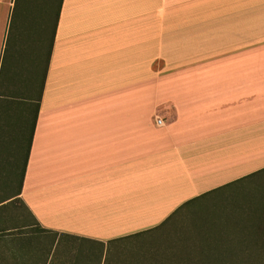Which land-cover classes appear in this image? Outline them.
I'll list each match as a JSON object with an SVG mask.
<instances>
[{
    "label": "crops",
    "instance_id": "1",
    "mask_svg": "<svg viewBox=\"0 0 264 264\" xmlns=\"http://www.w3.org/2000/svg\"><path fill=\"white\" fill-rule=\"evenodd\" d=\"M47 9L0 0L1 94L40 89L49 54L28 156L24 96L0 112V202L28 209L0 212V264H50L47 236L156 228L264 172V0H62L52 45Z\"/></svg>",
    "mask_w": 264,
    "mask_h": 264
},
{
    "label": "rangeland",
    "instance_id": "2",
    "mask_svg": "<svg viewBox=\"0 0 264 264\" xmlns=\"http://www.w3.org/2000/svg\"><path fill=\"white\" fill-rule=\"evenodd\" d=\"M55 11L56 9L53 10V12ZM46 12H49L48 9ZM49 14L50 15H47L48 20L46 23L47 38H49V35L50 37L52 36L54 22L53 13L49 12ZM40 74L41 69H37L34 72L36 77H41ZM29 85L31 86V90H33L31 94L34 97V101H36L40 82L36 79L33 81L30 80ZM24 104L29 106L28 119L25 122V124H27L26 131L24 133L27 142L30 136V127L34 119L35 103ZM252 156L250 151L229 155V157L234 160L233 163L235 165L239 164L240 161H249ZM262 199H264V172L196 200L186 210L184 209L177 213L169 223L159 227L154 232L149 231L147 234L145 233L136 238L123 237L125 239H119L116 242L107 244L105 248L96 243L83 240L79 241L67 238L58 239L54 236H47L45 239H47L46 241L49 242L52 247L50 257L54 262L61 261V263H70L75 261L76 264H195L194 262L197 259L195 256H197V254L194 257L183 255L181 252L182 249L186 251L187 248L189 249L194 245L191 247V249H193L190 251L195 252L203 245L202 243L212 238V234H215L213 237L217 238L212 243H220L219 245L237 244L238 239L234 240L233 237L236 235H238L239 238L245 236L243 231H241V228L243 229L244 227L242 222L240 227L235 228V221H232L229 216L219 217L215 215L223 214L227 206L239 205L238 208L242 209L234 208L233 212L236 210V212L239 211L240 213H244L245 218L243 216H240V218L246 220L249 217L247 215L252 212L251 205H247L246 202ZM13 209L17 210L21 215H19L20 222L27 220L25 216V218L22 217V215L25 214V209L19 204L14 206ZM6 219L8 218L3 219V221L5 225L9 226L11 221H9V219L7 221ZM177 221L178 223H176ZM228 222L230 223L227 225ZM173 224L175 225L172 226ZM210 224H212L213 227H211ZM131 228L139 232L146 229L136 223H132ZM244 229L248 230V228ZM137 233H131L129 236ZM184 243L188 245L187 248L183 247L182 244ZM258 249L259 250H255L253 253L251 252L252 262L255 264V257L259 256V262L256 264H264V250H262L264 248L259 247ZM211 257L212 256H202L197 259V262L200 259L210 260ZM227 260H232V258L228 257Z\"/></svg>",
    "mask_w": 264,
    "mask_h": 264
},
{
    "label": "trees",
    "instance_id": "3",
    "mask_svg": "<svg viewBox=\"0 0 264 264\" xmlns=\"http://www.w3.org/2000/svg\"><path fill=\"white\" fill-rule=\"evenodd\" d=\"M48 2L50 4V6H51V12L54 15L53 16V18H54V20H53L54 21L53 22V31H52V36H51V45H52L53 44V39H54L55 29L57 27L58 16H59L62 0H51V1H48ZM54 9H56L55 12H53ZM48 62H49V54H47V57H46V64H45V68H44V73H43V76H42L41 86H40V89L38 90V95H37L36 101H34V97L31 96V94L29 92H27V93H24V92L19 93L18 92L19 90H16V89L12 90L11 88H7L6 94L2 95L1 94V89H0V112H2L3 110L5 112L11 111L15 101L21 100V99H19L20 98L19 95L20 96H24L23 101H27V103H31V104L35 103L34 119H33L32 125L30 127V140H29V145H28L27 156L29 154L30 144H31V141H32V138H33V133H34V128H35V123H36V120H37V117H38L39 104H40L41 97H42V89H43V84H44V81H45V74H46V70H47L46 67L48 66ZM2 96L4 98L3 100H1ZM24 174H25V164H24V167H23V170H22V174H21V180H20V185H19V194L15 195L14 197H17V196L20 195ZM253 176L254 175L247 176L245 178H242V179L238 180L235 183L226 185V186H224L222 188L210 191V192H208V193H206V194H204L202 196L196 197V198L186 202L181 207H179L169 218H167L158 227L150 229L148 231L139 232V233H137L135 235H131V236H128V237H125V238H136V237L141 236V235H143L145 233L147 234V232H149V231H153L154 232L159 227H162L165 224L169 223L172 220V218H174V216L177 213H179L180 211H182L184 209L186 210L188 207H190V205L193 202H195L196 200H198L200 198H203V197H205L207 195H210V194H212V193H214L216 191H219V190L225 189L227 187H230V186H232L234 184H237V183H239V182H241V181H243L245 179H248L250 177H253ZM7 201L8 200H3V201L0 202V212H3V211L8 210V209H13V207L16 206L17 204H19L23 209H25V211H28V209L25 206L24 202L22 200L18 199V198L13 200V201H11V202H8V203H7ZM246 203H247V205L248 204L251 205V211H252V212L249 213V215H247L249 217L246 220H244V218H245V214L244 213H240L239 211L236 212V210H235V212H233L234 208H238L239 205L238 206H233V205L232 206H227L225 208V212L223 214L215 215V216H219V217H225V216L228 217L229 216L232 219V221H235V223H234V227L235 228L240 227L242 225L241 222L243 223L244 227H243V229L241 228V231H243L245 236H241V238H239L238 235H236L234 237L232 236L234 240L238 239L237 244H231V245L223 244V245H219L220 243L219 244L212 243L213 241H215V239H217V238L213 237V235H215V234H212V238L208 239L209 241H206V242L202 243L203 245L197 251L193 250L195 252H191L190 251V250L193 249V248L191 249V247L194 246V245H192L188 249L187 248L188 245H186V243L182 244L183 247L187 248L186 251H184L182 249V251H181L182 254L183 255H190V256H193V257L197 254V256H195V257H197V259H199L202 256H212L210 258V260L209 259H206V260L200 259L197 262V259H196L195 262H194L195 264H253L252 259H251L252 258L251 252L253 253L255 250H259L258 249L259 247H263L264 248V199L257 200V201L255 200L253 202L250 201V202H246ZM238 209H242V208H238ZM240 216L244 217L243 218L244 221L242 220V218H240ZM207 220H212V219H207ZM25 221H27V220H25ZM176 223H178V221ZM229 223L230 222H228L227 225ZM175 224H173L172 226H174ZM36 225L37 226L35 228L30 229V233L33 234L34 235V239H36L38 241L40 239L39 236L41 235V233H45L46 230H44L41 227H39L38 223H36ZM210 225H211V227H213L212 224H210ZM29 226L32 227V224L29 225ZM203 227H205V226H203ZM244 228H248V230H245ZM5 232H6V229H1L0 228V237H4L5 236ZM125 238H121V239H125ZM230 239H231V237H230ZM74 240H79V239H74ZM117 240H119V239H117ZM117 240L111 241L108 244H110L112 242H116ZM186 240H188V239H186ZM79 241H82V240H79ZM83 241H86V240H83ZM242 241H243V243H242ZM97 245H100V246H102L104 248L106 246V245H103V244H97ZM262 250H264V249H262ZM50 254H51V252L49 254H46V261L48 260ZM214 257H216V258H214ZM228 257H231L232 260H227ZM212 258H214V259H212ZM258 260H259V256H256L255 257V261H256L255 264L259 262ZM50 264H76V262L72 261L70 263H61V261L54 262V260H51Z\"/></svg>",
    "mask_w": 264,
    "mask_h": 264
},
{
    "label": "built area",
    "instance_id": "4",
    "mask_svg": "<svg viewBox=\"0 0 264 264\" xmlns=\"http://www.w3.org/2000/svg\"><path fill=\"white\" fill-rule=\"evenodd\" d=\"M157 124H162V121L159 119V120H157Z\"/></svg>",
    "mask_w": 264,
    "mask_h": 264
}]
</instances>
